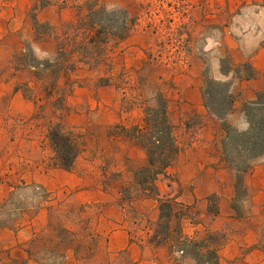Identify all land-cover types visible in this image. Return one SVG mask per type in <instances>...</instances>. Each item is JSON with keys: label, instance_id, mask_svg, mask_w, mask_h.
Instances as JSON below:
<instances>
[{"label": "crops", "instance_id": "0c3cea01", "mask_svg": "<svg viewBox=\"0 0 264 264\" xmlns=\"http://www.w3.org/2000/svg\"><path fill=\"white\" fill-rule=\"evenodd\" d=\"M255 1L258 9L253 22L236 36L226 33L223 37L231 57L229 68L222 70L218 56L208 69L212 78L229 83L235 97L231 111L221 119L205 106L203 68L192 66L185 74V82L177 84L180 102L169 116L180 150L176 160L157 176L153 193L141 189L138 196L126 198L127 189L134 183V172L146 166L147 157L141 145L108 133L110 126L122 121L116 89H73L66 97L71 108L66 121L70 125L92 121L93 125L84 135V147L71 169L44 166L24 174L26 183L39 184L49 194L44 206L26 217L21 227L0 229L10 234V250L27 247L40 225L48 222L54 194L64 207H91L89 225L94 240L89 243L93 254L87 264H193L187 251L178 254L171 250L172 246L177 251L179 247L169 238L160 245L148 240L159 218L158 198L167 197L175 202V210L183 213L182 239L198 240L223 232L218 246L220 264H264V155L253 161L243 175L246 195L238 211L233 205L237 173L222 153L226 137L222 123L246 129L242 105L264 92V0ZM10 13L9 6L0 11V47L8 37L16 41L21 30V22ZM243 62L251 66L253 75L249 78L237 75V67ZM15 75L18 78L19 72L15 71ZM15 85L13 81L0 82V99L6 98V112L18 119L32 118L34 102ZM104 93L110 96L104 99ZM5 169L0 151V174Z\"/></svg>", "mask_w": 264, "mask_h": 264}, {"label": "rangeland", "instance_id": "374dc122", "mask_svg": "<svg viewBox=\"0 0 264 264\" xmlns=\"http://www.w3.org/2000/svg\"><path fill=\"white\" fill-rule=\"evenodd\" d=\"M33 3L34 0H0V11L9 6L10 14H13L15 21L21 22L22 25L18 39L12 41V37H8L0 47V82L13 81L16 84L15 89L23 95L31 93L25 85L28 83L33 88L32 93L37 104L45 105L46 112L51 107L44 99V80L35 77L37 69L29 64L34 63L33 58L43 60L55 54L58 42L45 35L50 28L44 27V23H48L54 32L61 34L66 24L76 19L77 10L71 7L60 8L58 5L43 7L36 13L40 24L34 25L31 15ZM103 3L107 8H126L131 15L138 14L137 25L117 46L109 47L108 57L98 67L79 66L73 73L61 75L60 93L69 86L71 90L67 96L79 86L91 89L111 86L118 93L121 122L124 123L137 121L141 111L135 109L130 113L125 112L121 107L120 90L113 84H99L98 77L105 74L109 63L113 64L115 74L120 72L121 68H125L131 78L143 74L150 81L157 76H161L165 81L171 80V86L166 87L169 116L174 113L180 102V95L176 91L179 87L177 84L185 82V74L192 66H201L202 95L205 104L204 92L211 87L218 89L213 81L219 80L208 74L212 61L219 56L222 70L229 68L228 50L223 45L224 35L231 33L236 36L243 27L246 28L253 22L254 12L258 9L256 6L258 2L255 0H103ZM3 30L5 28L2 27ZM145 63L148 65L145 66ZM15 71L19 72L18 78ZM144 94L150 95L151 90H145ZM109 96V93H104L102 98L107 99ZM0 101V151L6 163V169L0 174V229L15 230L21 227L26 217L32 216L39 207L44 206L49 194L39 184L26 183L24 174L31 169L52 166L54 153L46 136L47 125L44 118L18 119L6 112V98H1ZM65 107L63 120L79 134L82 149L84 135L89 132L93 122L70 125L66 121V116L71 108L66 104V99ZM39 114L44 115L42 112ZM226 123L236 128L229 122ZM114 126L108 128V133L121 137L122 132L116 130ZM227 150L228 156L239 167L248 161L251 165L253 161L263 156L252 160L245 159L239 154L237 145L232 142H228ZM222 153L225 156L223 144ZM227 163L234 168V163ZM139 190L140 187L133 183L126 191V198L130 200L138 196ZM245 195L244 188H235L233 205L238 211L242 209ZM50 201L48 222L40 225V231L27 247L10 250L8 247L11 242L10 234L0 231V264L90 262L93 252L89 243L94 240L89 225L91 207L77 209L64 207L54 194H51ZM154 231H158L160 238L163 237L156 224L152 226V233ZM223 234L218 232L213 235L220 241ZM166 238H169L172 244L175 243L172 234ZM175 249L176 247H171V250L178 254L182 253ZM187 253L193 259L190 248Z\"/></svg>", "mask_w": 264, "mask_h": 264}, {"label": "trees", "instance_id": "16d2710c", "mask_svg": "<svg viewBox=\"0 0 264 264\" xmlns=\"http://www.w3.org/2000/svg\"><path fill=\"white\" fill-rule=\"evenodd\" d=\"M49 5L74 8L77 10V17L73 22L66 24L61 34L54 32L48 23H44V27L50 28L45 35L58 42L55 54L43 60L33 58L34 63L29 64L37 69L35 77L44 80V99L51 109L45 112L46 106L37 104L32 93L33 88L28 83L25 85L31 93L24 96L34 102L32 118L41 117L45 120L46 136L54 153L52 166L71 169L81 149V138L63 120L66 111L65 99L71 87L60 93L59 78L63 74L73 73L79 66L98 67L108 57L109 47L117 46L134 30L139 15H131L126 8H107L103 0H34L31 7L34 25L40 24L36 17L37 11ZM227 54L228 62L231 63V57ZM144 65L147 66L148 63ZM236 72L238 76L245 78L253 75L248 62L239 64ZM98 81L102 85L113 84L120 90L122 110L128 113L135 109L141 111L137 121L120 122L114 128L122 132L121 137L128 138L145 149L147 164L134 172V183L143 191L153 193L157 176L176 160L180 150L174 134V125L169 118L166 87L171 86L172 81H165L161 76L150 81L143 74L131 78L125 68L115 74L111 63L108 64L105 74L99 75ZM213 83L218 89L211 87L204 92L205 106L218 118L223 119L231 111L235 97L230 92L228 82ZM149 89L151 94L145 95L144 91ZM41 112L44 115H40ZM242 112L248 122L246 130H237L225 121L222 123L226 131L222 142L223 151L226 152L224 158L230 164L234 162L227 154L228 142L236 144L239 154L245 159L252 160L264 155V92H259L254 101L244 103ZM233 166L237 173L235 188L243 189V175L250 163L248 161L241 167L234 163ZM174 205L175 202L171 198H158L160 213L156 225L163 237L160 238L158 231H154L148 240L160 245L172 234L179 247L178 251L184 253L190 248L195 264H220V241L213 234L198 240L181 238L180 219L183 213L175 210ZM262 247L264 248V232Z\"/></svg>", "mask_w": 264, "mask_h": 264}]
</instances>
